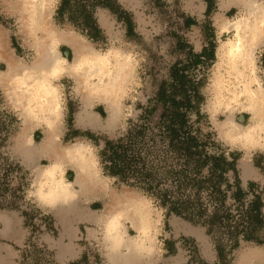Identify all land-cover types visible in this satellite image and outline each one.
<instances>
[{
	"label": "clouds",
	"instance_id": "obj_1",
	"mask_svg": "<svg viewBox=\"0 0 264 264\" xmlns=\"http://www.w3.org/2000/svg\"><path fill=\"white\" fill-rule=\"evenodd\" d=\"M209 2L204 0V24L209 25L211 36L193 49L198 55L210 47L213 52L207 64L195 68V80L203 81L198 89L200 127L228 152H264V0H211V11ZM62 4L63 0H0V114L14 117L18 129L31 124L33 136L36 131L42 137L45 130L53 133L58 146L54 150L59 152V159H46L48 163L40 169L28 170L24 199L42 209L54 208L75 199L78 179L83 180L99 189V200L104 202L94 236L102 264H118L113 254L128 238L138 254L148 257L154 249L159 251L163 234L160 202L123 183L116 186L117 178L105 174L101 163L103 141L97 145L79 135L65 140L70 101L80 105L82 97L92 98L93 108L102 105L107 114L111 106L121 128L140 115L137 104L146 105L148 100L141 91L148 46L136 32L132 15L139 40L126 35L123 42L109 41L107 36L93 41L86 30L77 31L67 14L60 19ZM57 30L75 32L81 49L61 43ZM62 46L68 47L70 57L61 51ZM9 56L15 58L20 71L5 62ZM244 113L249 114L246 123ZM190 116L192 121L197 119L196 113Z\"/></svg>",
	"mask_w": 264,
	"mask_h": 264
},
{
	"label": "rangeland",
	"instance_id": "obj_2",
	"mask_svg": "<svg viewBox=\"0 0 264 264\" xmlns=\"http://www.w3.org/2000/svg\"><path fill=\"white\" fill-rule=\"evenodd\" d=\"M113 1L116 2V0ZM118 5L123 10L130 12L134 17L136 32L142 34L148 46V52L145 53L147 60L143 69L141 88L148 100L146 105L137 104V108L143 111L146 107L154 105L156 89L159 83L170 81V67L176 62L185 60L189 47L193 50L194 46L199 47L204 39L210 38L211 29L207 23L204 24L205 3L204 0H119ZM77 6L81 9L83 7L85 10L83 12H93L95 22L101 31L100 35H96L93 38V41H103L106 36L109 41H125L126 30L123 24L117 20L116 14H114L115 11L111 10V12L110 8L98 6L97 4L91 6V2L88 3L86 0H75L74 2L72 1L67 15L68 13H75ZM83 12L80 14L77 11L79 13L77 15L79 21L74 23L77 31H82L81 16ZM187 18H191L196 23L184 25V21ZM197 20L200 21V25H197ZM73 22L75 21L73 20ZM57 33L60 35L58 40L64 45L73 48V45L81 44L75 32L57 30ZM127 37L133 40L140 39L137 35ZM13 38L16 42V38ZM67 46H62L61 51L70 57V50ZM8 59L15 62V58L11 56L7 57L5 62L9 63ZM207 63L208 60L203 64ZM262 63H264V58H262ZM0 68H3L2 64H0ZM188 71L196 75L195 69L192 67ZM202 83L203 81H200L199 87ZM200 98L201 102L202 97L200 96ZM93 104L94 100L91 99L89 105L85 107L84 97L81 98L80 105L69 102V108L72 109V127L71 124H68L69 131L65 136V140L74 137L73 129L79 131V136H87L97 145L101 141L117 140L125 136L128 131H131L143 118L141 117V111L135 120L130 118L126 126L121 128L118 116L115 114V121L109 127L107 125L109 110L107 114L102 105L93 108ZM108 109H110V106ZM157 114L158 109L153 114L144 117L147 125L145 129L147 135L154 132L153 125ZM86 115L94 117V122L97 125L94 126L93 124L92 126L88 122ZM248 116V113L243 114L245 123L248 120ZM202 119L201 117L196 125L200 126ZM15 124L16 121L9 123V137L0 147L8 150V154L19 163L27 176L28 170L40 169L41 164H47L51 159L47 154L40 151L35 156L27 159L24 156L25 147L18 145V141L23 140L21 135L24 125L18 129L14 126ZM200 129L203 134H206L201 127ZM26 135L27 137L23 141H25L27 148H31L39 146L46 136H49L48 138L52 140L53 133L45 130L42 137L41 133L36 131L33 136V128L31 126L27 130ZM210 135L212 137L211 133ZM144 137L149 145V137L146 135ZM31 139H34V143L29 144L28 141ZM131 145L137 147L140 143L132 140ZM219 148L223 149L221 146ZM228 153L237 154L236 167L242 187L246 189L249 183L254 184L253 189L261 193L264 202V152L257 151L251 154V151H249L248 155L242 151H231ZM152 157L153 155L148 153L147 161L151 162ZM243 166L246 170L245 177L242 175L241 168ZM7 173L0 166V178L7 174L8 177L13 178L11 179V187H15L18 184L19 176H16L14 170H9ZM67 176L69 180L73 179L71 171ZM126 178L132 181L131 185L117 178L116 186L119 187L123 183L130 188L142 190L133 182L136 177L127 175ZM0 182H2L1 179ZM99 198L100 195L91 196L87 199L80 197L76 201L75 210L79 209L81 213L77 214L75 211L66 214L63 217H68L67 223H64L59 218L56 207L50 209L39 208L26 201L24 194L21 197L17 194L12 196L10 190H2L0 187V264H62L57 261V252L60 246L65 244H73L79 252L77 258L66 264H102L103 258L94 242L95 225L97 223L94 216L103 215L99 211L104 207V202L99 200ZM12 202L13 205H10ZM108 209L109 207L105 206L104 211H109ZM163 211L164 229L163 234L159 237L160 245L156 264H171V262H168L170 258L181 259V263L185 259L186 264H199L201 260L205 263L213 264L217 261L213 243L205 233L203 226L194 224L180 216H166L164 209ZM71 229L76 231V235L73 236L66 231ZM248 253L256 254L260 258L255 261V264H259L261 260H264V246L257 245L254 242H242L230 255L231 260L228 264H236ZM214 254L216 260L213 261Z\"/></svg>",
	"mask_w": 264,
	"mask_h": 264
},
{
	"label": "trees",
	"instance_id": "obj_3",
	"mask_svg": "<svg viewBox=\"0 0 264 264\" xmlns=\"http://www.w3.org/2000/svg\"><path fill=\"white\" fill-rule=\"evenodd\" d=\"M72 1L75 0H63L61 20L70 10ZM86 1L91 2V6L97 4L115 11L117 20L125 30L124 21L127 22L126 35L136 36L130 12L123 10L115 1ZM211 7L210 0L209 11ZM77 11L81 14L85 10L77 6L75 13L67 15L73 24L79 21ZM81 18L82 32L86 30L89 38L94 40L101 31L93 12H83ZM195 23L191 18L184 21V25ZM212 55L211 47L205 49L202 55L195 54L189 47L185 60L170 67V81L159 83L155 103L141 112L143 118L139 124L117 140H105L100 156L105 174L115 176L128 185L132 181L126 176L136 177L133 179L136 186L154 196L166 216H180L203 226L216 252L217 261L213 264H228L230 255L242 242L264 246V202L261 193L253 189L254 184L249 183L246 189L242 187L236 167L237 154L219 148L220 145L213 141L210 133L203 134L200 126L196 125L201 118L198 109L200 82L188 69H195L197 64H203ZM157 109L154 132L147 135L144 117ZM190 113L197 114L195 121L191 120ZM71 114L72 109L69 108L68 124L72 127ZM12 121H15L14 117L0 115V145L8 139V125ZM73 131V136L79 135L78 130ZM145 135L149 137V145ZM132 140L140 145L132 146ZM7 151L0 147V166L6 173L14 170L19 176L18 184L11 187L13 178L8 177L7 173L0 178V187L10 190L12 196L17 194L21 197L26 185V172ZM148 153L153 155L151 162L147 161ZM199 264L209 263L201 260Z\"/></svg>",
	"mask_w": 264,
	"mask_h": 264
},
{
	"label": "crops",
	"instance_id": "obj_4",
	"mask_svg": "<svg viewBox=\"0 0 264 264\" xmlns=\"http://www.w3.org/2000/svg\"><path fill=\"white\" fill-rule=\"evenodd\" d=\"M12 43H13V46H16V42L14 40V38L12 37ZM15 44V45H14ZM9 58V57H8ZM9 63H12L14 62L13 60L11 59H8ZM32 126V125H31ZM30 126V127H31ZM29 127V128H30ZM47 137V136H46ZM48 152V153H47ZM42 153H45L47 155H49L48 157H50L52 155V151L50 149L48 150H45L44 152ZM51 161H52V158L50 157ZM88 189V188H87ZM87 189H83L79 186H76L75 190L78 192L77 194V197L75 199H72V200H69L68 202H61L59 203L56 208H57V212H58V216H60L59 218L64 222V223H67V218L68 217H63L65 216L66 214L70 213V212H75L78 214V213H81V211L79 209H76L75 210V207H76V201L80 198V197H84V199H87L88 197H91V196H98V195H101V193L99 192V190H96L95 188H92L90 190L87 191ZM85 190V191H84ZM90 191V192H89ZM100 194H99V193ZM107 212V211H105ZM104 214V213H103ZM100 216H94V219L98 220ZM70 220V219H69ZM66 226V225H65ZM69 226V225H67ZM68 233L72 234L73 236L76 235V231L74 230H66ZM127 240L129 241H132L133 240L131 238H128ZM259 250V249H257ZM78 251L76 250L75 246H73V244H65V245H62L60 246V248L58 249V252H57V261L59 263H62V264H66L68 263L69 261L77 258L78 256ZM157 251L154 249L152 254L149 255L148 257H142L140 254L137 253L136 249H135V245L134 243L131 244L130 242H127L126 241V244L124 247H122L118 252L114 253L113 254V258L114 260H116L118 262V264H144L145 260H153L155 261V264L157 263L156 262V259H157ZM102 257V256H101ZM243 257L246 258V261L244 262L245 264H249V262H255L257 260H259L260 258L257 257L256 254H253V253H248L246 255H244ZM103 258V257H102ZM173 259V260H172ZM242 259V258H241ZM158 260V259H157ZM216 260V256L214 254V257H213V261ZM168 262H171V264H186V261L185 259L182 260V263H181V259L179 260L178 258H170L168 260ZM240 264H241V260L239 261Z\"/></svg>",
	"mask_w": 264,
	"mask_h": 264
},
{
	"label": "bare ground",
	"instance_id": "obj_5",
	"mask_svg": "<svg viewBox=\"0 0 264 264\" xmlns=\"http://www.w3.org/2000/svg\"><path fill=\"white\" fill-rule=\"evenodd\" d=\"M60 38V35H58V33H57V39H59ZM63 40V39H62ZM72 45H73V43H72ZM81 47H82V44H76V45H73V49H75V50H77V51H79L80 49H81ZM9 64H11L12 66H13V69H14V71H20L21 70V68L18 66V65H16V62H12V63H9ZM19 67V68H18ZM85 98V107H87L88 105H89V102H90V100L92 99V98H87V97H84ZM109 110V118H108V123H107V125H109V127H111V125H113V123H114V121H115V119H114V115L116 114L115 112H114V110L112 109V107L110 106V109H108ZM84 111V110H83ZM87 116V115H86ZM87 120H88V122L93 126V124H94V126L95 125H97L96 124V122H94L95 121V118L94 117H89V116H87ZM31 126V124H25L24 125V128H23V130H22V135H21V139H23V140H25V138L27 137V130L29 129V127ZM107 130V129H106ZM49 136H47L46 138H45V140H43V142L39 145V146H37V147H31V148H27L26 147V144H25V141H23V140H21V141H18V145L20 146V147H25L24 148V153H25V155L24 156H26V158L28 159V157L29 158H31L32 156H35L39 151L40 152H44L45 150H48V149H50L51 151H52V155L50 156L51 158H52V161L53 160H56V159H59V152L58 151H56V150H54V149H56L58 146L50 139V138H48ZM48 153V152H47ZM49 156V155H48ZM242 169V175L245 177V174H246V170H245V167L243 166V168H241ZM78 183L80 184V187L82 188V190L83 189H87V191L88 190H90V189H92L93 187L92 186H90V185H88L86 182H84L83 180H79L78 179ZM96 189V188H95ZM96 190H99V189H96ZM85 191V190H84ZM90 192V191H89ZM99 193V192H98ZM100 194V193H99ZM70 200H72V199H70ZM109 211H110V209H108ZM109 211H107V212H105V213H109ZM127 242H130L131 244H133V242L132 241H129V240H126ZM246 261V258L245 257H242V259H241V263L243 264L244 262ZM245 264V263H244Z\"/></svg>",
	"mask_w": 264,
	"mask_h": 264
}]
</instances>
